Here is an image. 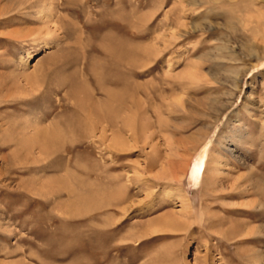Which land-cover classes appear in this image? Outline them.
I'll return each instance as SVG.
<instances>
[{
  "label": "rangeland",
  "instance_id": "obj_1",
  "mask_svg": "<svg viewBox=\"0 0 264 264\" xmlns=\"http://www.w3.org/2000/svg\"><path fill=\"white\" fill-rule=\"evenodd\" d=\"M241 1L0 15V264H264V0ZM84 91L125 122L78 126Z\"/></svg>",
  "mask_w": 264,
  "mask_h": 264
},
{
  "label": "bare ground",
  "instance_id": "obj_2",
  "mask_svg": "<svg viewBox=\"0 0 264 264\" xmlns=\"http://www.w3.org/2000/svg\"><path fill=\"white\" fill-rule=\"evenodd\" d=\"M27 1H29V0H18V1H12L11 3H12V5H14L13 7L12 6H10V7H2L1 9H0V15H8V14H11V13H14V12H16L21 6H23ZM239 2V1H238ZM28 3V2H27ZM241 4H242V6H243V10H245V11H247V10H249V6H250V4H253L254 5V0H242L241 2H240ZM6 6V5H5ZM50 10H51V12H52V10H54V9H51L50 8ZM41 12V11H40ZM53 13V12H52ZM47 15H49V10H48V14ZM41 16V15H40ZM49 16H51V15H49ZM47 17V16H46ZM45 17V18H46ZM52 17V16H51ZM40 18H43V17H40ZM39 18V19H40ZM50 20H52V19H50ZM49 21V20H48ZM54 21H55V19H54ZM46 23V22H45ZM48 23V22H47ZM23 31V30H22ZM21 31V32H22ZM41 31H43V30H41V28H32V29H30V30H27V28H26V30L24 31V32H26V36H28L27 34H29V35H41ZM17 32V31H16ZM19 33H20V31H19ZM23 33V32H22ZM13 34V33H12ZM14 34H16V33H14ZM17 36L18 35H21V34H16ZM24 35V34H23ZM108 46V45H107ZM107 48V47H106ZM120 48V47H119ZM119 48H114L113 50H111L108 54H109V57H108V61L110 62L109 64L110 65H113V62H114V60H113V56L114 55H117L118 56V58H119V56L121 55V48L119 49ZM117 59V58H116ZM94 72H96V71H94ZM56 75V74H55ZM86 75V74H85ZM39 77H40V69L39 68H37V69H34V71L33 72H30L29 74H25V73H23V74H21V75H19L18 74V77H17V80L19 81V83L20 82H23V81H25V83H34V82H36L38 79H39ZM49 79V78H48ZM86 81V80H85ZM97 81V80H96ZM79 82H81L80 80L79 81H77V80H69L68 82H63V84H65V85H67V86H69V90H68V92H67V94L69 95V96H71V97H75V99L80 95V86L78 85V83ZM111 82L112 83H115L116 81L115 80H111ZM46 84V83H45ZM51 84V83H50ZM55 84V83H54ZM87 85V84H86ZM82 86V85H81ZM99 86H100V84H99ZM50 88V87H49ZM82 88V87H81ZM50 90H52V89H50ZM83 90V89H82ZM102 90V89H101ZM109 90V89H108ZM46 92H48L47 90H46ZM83 92V91H82ZM85 92V98L83 97V98H81L79 101H77L78 103H77V106H78V108L81 110H74L75 112L74 113H76V118H77V120H78V126L80 125V126H85V127H87V126H89L91 123L92 124H94V123H97V124H101L102 125V123H104V122H107V124H111V125H114V126H117L118 124V122L119 121H121V123L124 121V118H123V116H122V113H120V111H122L123 110V108H122V110H121V106L124 104V98L121 96V94H115V93H113V92H111V91H106V95H107V100H108V102H107V104H108V106H107V104H105L106 106H107V109L106 110H103V111H99V110H97L95 107L93 108V106L94 105H90L88 102H92L93 101V98L90 96V94L87 92V91H84ZM123 100H122V99ZM114 102V103H113ZM123 103V104H122ZM114 104V105H113ZM104 106V105H103ZM98 108V107H97ZM102 108V107H101ZM104 109V108H103ZM73 113V114H74ZM71 116V115H70ZM125 122V121H124ZM100 126V125H99ZM91 127V126H90ZM119 127V126H118ZM122 127V126H121ZM88 128V127H87ZM103 128H104V124H103ZM105 129V128H104ZM103 129V130H104ZM118 130H119V128H117ZM116 131V130H115ZM113 132V134H115V136H116V134H117V132ZM48 133V132H47ZM45 133L43 132V135H44ZM46 136L48 135V134H45ZM44 135V136H45ZM53 136V135H52ZM198 158H200L201 160H204V152L202 153V154H200L199 155V157ZM258 182V181H257Z\"/></svg>",
  "mask_w": 264,
  "mask_h": 264
}]
</instances>
